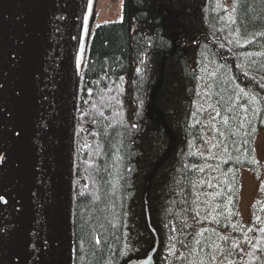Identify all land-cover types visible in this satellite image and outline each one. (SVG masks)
<instances>
[{"label": "trees", "instance_id": "1", "mask_svg": "<svg viewBox=\"0 0 264 264\" xmlns=\"http://www.w3.org/2000/svg\"><path fill=\"white\" fill-rule=\"evenodd\" d=\"M80 72L71 264H264V174L247 221L240 168L264 130V0H122ZM67 132V131H66Z\"/></svg>", "mask_w": 264, "mask_h": 264}, {"label": "water", "instance_id": "2", "mask_svg": "<svg viewBox=\"0 0 264 264\" xmlns=\"http://www.w3.org/2000/svg\"><path fill=\"white\" fill-rule=\"evenodd\" d=\"M88 5L0 0V264L66 263L65 101Z\"/></svg>", "mask_w": 264, "mask_h": 264}, {"label": "rangeland", "instance_id": "3", "mask_svg": "<svg viewBox=\"0 0 264 264\" xmlns=\"http://www.w3.org/2000/svg\"><path fill=\"white\" fill-rule=\"evenodd\" d=\"M122 0H89L88 10L83 22L80 38L79 53L75 66L73 67L67 85L66 110H65V136H64V177H63V222H64V256L65 264H71V241L68 232V215L66 209L69 202V189L71 180V141L70 135L67 140V133H70V121L75 105L77 87L80 79V72L87 54L89 41L95 26L104 20H112L121 17ZM255 159L257 161V173L252 167L240 168L239 187V213L245 222L249 219L252 211L251 205L257 197L259 183L264 174V130L258 128L254 137Z\"/></svg>", "mask_w": 264, "mask_h": 264}, {"label": "snow or ice", "instance_id": "4", "mask_svg": "<svg viewBox=\"0 0 264 264\" xmlns=\"http://www.w3.org/2000/svg\"><path fill=\"white\" fill-rule=\"evenodd\" d=\"M17 136H19V133H17Z\"/></svg>", "mask_w": 264, "mask_h": 264}]
</instances>
